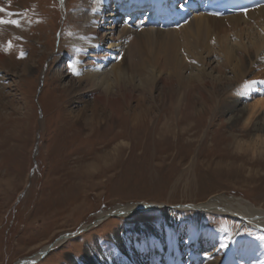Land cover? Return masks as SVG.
<instances>
[{"label": "rangeland", "instance_id": "1", "mask_svg": "<svg viewBox=\"0 0 264 264\" xmlns=\"http://www.w3.org/2000/svg\"><path fill=\"white\" fill-rule=\"evenodd\" d=\"M80 1L0 0V18L8 20L16 5L24 23L30 20L23 29L27 40L19 37V45L13 34H0L4 43L0 51L8 48L6 54L14 62L22 59L21 52L25 53L23 59L33 54L30 60L36 66L27 72L23 63L10 72L0 70V264H19L45 245L49 248L43 257L28 264H117V229L154 228L159 234L144 240L150 246H166L172 236L170 213L175 222L186 226L184 241L220 240L217 249L193 248L201 257L200 264H220L226 257L234 264H264V231L253 227L252 220L253 226L215 211L217 205L233 209L251 205L264 210V144L251 145L254 136L239 121L232 124L230 112L223 107L216 108L214 115L208 109L198 112H205L201 115L193 112L191 118L184 117V126L193 124L199 128L196 134L182 132L174 142L175 131L160 140L170 109L163 104L160 91L164 86L159 84L154 92L159 95L156 105L147 104L157 108L153 116L158 114V118L153 121L132 123L124 113L111 122L89 124L79 123L71 115V109L77 110V104L71 102L74 93L65 87L71 70L68 66L63 72V63L69 61L61 58L58 49L63 46L60 36L80 30L84 19L76 16ZM90 1L93 6L98 0ZM193 18L178 30L133 29L126 40V49L132 52L125 49L123 54L138 61L158 54L173 75L180 61L188 69L184 73L191 75L192 68L200 66L194 55L205 57L203 64L209 59L216 63L222 50L215 34L208 42L203 40L198 52L191 51L196 42L190 26ZM206 43L210 52L204 51ZM262 56L256 55L257 63L245 83L264 79ZM125 65L129 66L128 60ZM257 86L253 84L248 95L230 84L217 92L231 105L239 101L248 109L254 100L264 97V89L259 92ZM191 93L199 106L203 99L195 86ZM134 97H139L137 91ZM125 139L132 142L131 149L122 146L127 144ZM119 142L122 145L115 147ZM214 198L218 202L207 206V211L190 207ZM146 203L154 207L127 213L124 211L129 209L118 210ZM154 240L160 244L156 246ZM122 259L129 261L125 256Z\"/></svg>", "mask_w": 264, "mask_h": 264}, {"label": "bare ground", "instance_id": "2", "mask_svg": "<svg viewBox=\"0 0 264 264\" xmlns=\"http://www.w3.org/2000/svg\"><path fill=\"white\" fill-rule=\"evenodd\" d=\"M108 2L109 0H98L92 6L90 0H81L76 14V16L84 18L80 21V30L77 32L69 31L65 37L60 36V43L63 46L62 49H58V52L63 60L69 61L63 63L65 65L64 67L62 66L63 72L69 65H74L80 73L79 75H73L72 72H68L67 76L70 78L65 83V87L68 86L69 90L74 93L71 102L77 104V110L71 109L70 113L76 121L89 124L107 123L118 119L124 113L128 115L127 120L130 119L132 123L140 120L144 122L147 120L153 121L158 118V114L153 116L157 108H150L147 104L153 102L156 105L155 100L159 95H155L154 92L160 89H158V85L161 84L164 87H161L160 97L162 100L165 99L164 106L170 109L169 120L171 123L168 122L169 120L166 122L164 119L163 122L165 123L163 124L162 138L160 140L168 139L167 135H173L175 131L178 135L174 142H178L180 135L183 133L192 131L191 135L192 133L196 134L199 128L193 127V124L184 126V117L191 118L193 112L198 113L204 109H208L214 115L216 108L218 111L220 107H223L227 113L230 112L229 117L234 120L232 124H237V121H239L241 126L243 125L242 127L247 129V134L249 132L254 136L255 139L250 141L251 145L257 147L264 144V97L261 96L262 98L254 100L247 109L239 101L231 105L217 92L221 86L226 90V86L229 84L230 86L235 85L241 90H246L247 95L253 88H251L253 84L258 85L257 89L259 92L264 89V79L257 81L255 79L252 85L244 81L247 78V74L252 70L253 63H257L256 55L262 54V57H264V6L228 17L194 16L190 26H193L192 28L194 29L192 30L196 32V36L193 38L196 42H192L191 51L194 53L198 52L202 48H199V45L203 40L208 42L211 35L215 34L217 38H213L217 40L216 43L219 44L220 50L223 52L219 51L220 58L216 63H211L210 59H205V64H203L205 57L197 58L198 56L194 55L200 66H194L193 70L190 68L193 73L191 75L187 73L188 76L184 71L188 70L184 61L176 64L177 72L173 75L169 70L167 71L162 57L158 54H150L147 60L142 58L143 60L138 61L132 55H129V59H127L126 53L123 54V52L128 47L126 46L128 35L133 31L125 26L121 30L119 28L115 31L108 26H104L102 22L106 21L107 15L104 10ZM10 13L12 16L8 20L5 18H0V20L6 22L16 20L19 23H0V34H13L16 44L19 45V39L27 40V34L23 29L26 30V25H28L30 20L24 23L23 14L16 5L10 9ZM115 16H117V13ZM144 30H150V28ZM231 35L236 39L237 43L233 44L230 41L233 39L230 37ZM130 43L134 44L135 38ZM2 44L4 45V43L0 42V45ZM203 48L206 49L204 51H211V46L208 43ZM6 50L5 52L0 51V70L10 72L18 64L23 63L25 65L23 71H34L33 69L36 66L30 60L33 54H27V58H22L16 63L7 56ZM127 51V53L132 52L131 50ZM127 60L129 61V66L125 65ZM27 61H29L28 64H26ZM173 84L176 85V89H173ZM206 85H208V88L211 87L214 93L210 92ZM193 86L198 89L199 97L203 99L199 106L195 104L191 93ZM135 91L138 92V98L134 97ZM260 110L263 113H258ZM198 114H205V112ZM153 129L156 132V127H153ZM160 129L161 127L159 128V134H161ZM123 141H126V139ZM121 145V142H119L115 147ZM131 145L132 142H127V144L122 146H128L131 149ZM115 149L118 150L120 147ZM218 200L214 198L210 199L206 204L192 205L190 207L193 209H204L207 206L211 208V205L214 202H218ZM152 207H154V204L146 203L136 206L124 205L118 207V210L129 209L124 211V213H127L134 212L138 208L148 209ZM215 211L229 214L232 218H241L240 221L243 222L249 223L252 220L255 223L254 225L264 228L263 209L254 208L251 205L235 209L230 205H217ZM167 217L168 223L171 224L169 232L172 236L166 243L167 245L162 247L157 246L160 244L158 240H154L157 247L150 246L147 242L148 240H144L148 235H152L153 239L159 234L158 230L154 228H146L145 230L137 226L131 232L117 229L114 235L115 242L119 247V253L115 258V262L117 264H200L201 257L194 253L193 248L204 249L213 247L217 249L219 247L220 240L184 241L182 237L187 233L186 226L175 222L172 213ZM249 224L252 225L251 223ZM173 227L177 232L171 231ZM164 247L166 249H163ZM48 248L49 245L43 246L32 256L21 259L19 264L35 262L41 256L43 257L42 254L46 253ZM122 256H125L129 261L123 260ZM226 258L228 259H224L220 264H234L231 258Z\"/></svg>", "mask_w": 264, "mask_h": 264}, {"label": "snow or ice", "instance_id": "3", "mask_svg": "<svg viewBox=\"0 0 264 264\" xmlns=\"http://www.w3.org/2000/svg\"><path fill=\"white\" fill-rule=\"evenodd\" d=\"M0 11H2V9H0ZM0 23L18 24L19 22L16 21V20H11V21H7V22L0 20ZM24 55H25V53L24 52H21L20 53V58H23ZM69 68H70V70H71V72H72L73 75H79L80 74L79 71L77 70V68L74 65H69Z\"/></svg>", "mask_w": 264, "mask_h": 264}, {"label": "water", "instance_id": "4", "mask_svg": "<svg viewBox=\"0 0 264 264\" xmlns=\"http://www.w3.org/2000/svg\"><path fill=\"white\" fill-rule=\"evenodd\" d=\"M202 209V208H201ZM45 253H43L42 255H44ZM42 257V256H41ZM32 262H34V261H32ZM29 263V262H28Z\"/></svg>", "mask_w": 264, "mask_h": 264}]
</instances>
